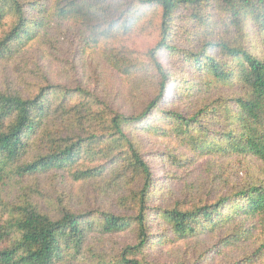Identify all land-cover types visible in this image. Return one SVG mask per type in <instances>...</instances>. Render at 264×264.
I'll return each instance as SVG.
<instances>
[{"label":"trees","instance_id":"1","mask_svg":"<svg viewBox=\"0 0 264 264\" xmlns=\"http://www.w3.org/2000/svg\"><path fill=\"white\" fill-rule=\"evenodd\" d=\"M97 51L126 90L85 84ZM139 127L173 144L159 178ZM66 181L113 209L75 210ZM188 244L174 264H264V0H0V264H161Z\"/></svg>","mask_w":264,"mask_h":264},{"label":"rangeland","instance_id":"2","mask_svg":"<svg viewBox=\"0 0 264 264\" xmlns=\"http://www.w3.org/2000/svg\"><path fill=\"white\" fill-rule=\"evenodd\" d=\"M156 38V35L151 34L136 36L131 47L135 53L140 52L145 54L150 49H153L155 47L157 41ZM160 60L167 66H172L167 56L161 57ZM79 73L80 77L84 80L86 85H88L93 90L96 87V93L101 97H105V94H107V92L115 93V91L117 90L124 91L130 85L126 78L121 75H117L112 70L109 61L105 58V53H103L102 51H97L94 56L85 58V60L82 61V67L81 69H79ZM142 75L144 78H146L148 76H151L152 73L147 68H144V70L142 71ZM57 81L62 82L63 79H58ZM139 106L140 105L136 107L129 105H119V108L123 112L129 113L130 111H135ZM179 107L180 109H183L184 104ZM149 118L150 119L147 121L146 125L152 123L151 125L154 127L152 130H155L156 126L164 124V118H162L161 116L154 115ZM134 136L139 142H141V144H143L145 148V154L148 161L151 163L153 172L155 176L159 178L162 175V170L164 169V164H162L160 161V158H162L161 154L165 153L168 145H173L172 142L169 143L165 141L162 135H158L155 132H146L142 127L136 129ZM172 173L175 177H187L180 170L173 169ZM41 181L42 184L45 185V192L55 197V189L57 186L54 187V185L51 184V182L54 180L41 176ZM63 189L70 197V199L67 201H70L73 208L79 212H91L96 210L97 207L113 209L112 206L115 205V195L101 194L98 190V186L96 185V181H87L83 183H73L72 181H66ZM174 193H176V191L173 190V196H175ZM161 201L163 202V200ZM161 201L158 205H163ZM132 236L133 235L129 232L122 235H117L116 243L118 242L124 245L130 243L132 241ZM113 246L114 245L112 240L111 248ZM188 247L189 249H185V247L182 246L176 247L175 249H169L165 254L161 255V264H174L178 261L179 258L194 257L197 252L195 253V251L193 250L194 248L192 247V244H188ZM58 264L79 263L65 260L63 263Z\"/></svg>","mask_w":264,"mask_h":264}]
</instances>
